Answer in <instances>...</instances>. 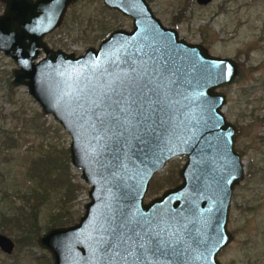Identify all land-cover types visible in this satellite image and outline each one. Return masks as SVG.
I'll return each mask as SVG.
<instances>
[{"label":"water","instance_id":"95a60500","mask_svg":"<svg viewBox=\"0 0 264 264\" xmlns=\"http://www.w3.org/2000/svg\"><path fill=\"white\" fill-rule=\"evenodd\" d=\"M0 1V51L16 64L10 82L25 85L68 133L70 164L88 185L77 220L35 238L51 264H221L243 165L220 88L238 63L178 36L146 0H101L129 16L130 28L78 54L42 40L75 0ZM176 155L185 157L180 181L145 199L154 173ZM13 244L0 232L1 251Z\"/></svg>","mask_w":264,"mask_h":264},{"label":"rangeland","instance_id":"374dc122","mask_svg":"<svg viewBox=\"0 0 264 264\" xmlns=\"http://www.w3.org/2000/svg\"><path fill=\"white\" fill-rule=\"evenodd\" d=\"M146 1L164 25L177 30L178 36L201 43L211 54L232 57L239 71H243L220 88L225 94L221 108L225 118L240 126L234 148L241 155L243 176L230 194L226 226L232 238L219 250L217 258L221 264H264V0H210L206 4L194 0ZM2 9L0 1V13ZM130 23L129 16L104 7L101 0H75L44 41L51 49L78 54L90 45L96 46L111 29H128ZM15 66L0 51V144L6 134H12L17 144L12 149L0 146V169L4 174L0 180V197L2 191L12 186L14 192H6L3 200L18 205L26 201V188L34 183H29L25 175V148L50 141L67 149L70 138L51 114L41 112L25 85L11 84ZM35 116L42 122V130L33 129L30 121ZM184 158L176 155L166 160L152 178L169 173L178 177L177 169ZM68 165L65 175L78 184L70 201V218L76 221L88 199V185L80 170L70 164L69 153ZM174 184L162 185L154 195ZM58 195L52 192L48 203L39 209L41 233L46 229L48 210L57 202ZM0 232L14 242L9 254L0 250V264H51L49 253L35 241L26 245L14 241L19 228L0 222ZM45 257L49 258L48 262Z\"/></svg>","mask_w":264,"mask_h":264},{"label":"trees","instance_id":"16d2710c","mask_svg":"<svg viewBox=\"0 0 264 264\" xmlns=\"http://www.w3.org/2000/svg\"><path fill=\"white\" fill-rule=\"evenodd\" d=\"M242 72L240 70L238 76ZM30 123L35 131L42 128V122L36 116ZM234 125L239 131L240 126ZM0 146L11 149L16 147L15 137L12 134H6ZM25 151L27 161L25 175L29 183L34 182L26 188V201L18 205L12 204V200L5 203L3 199L6 198V192H14L12 186L2 191L3 196L0 197V222H7L12 227L19 228L20 232L14 241L20 245L34 244L35 238L41 234L39 209L41 205L48 203L52 192H57L59 195L57 202L48 210L44 227L67 225L74 222L75 219L70 218L72 214L70 201L78 187L77 183H72L69 176L65 175L69 167L66 148L48 141L47 143L37 142V145L26 147ZM3 176V171L0 169V180ZM178 179L175 173L166 174L161 178L160 176L153 177L149 181L145 196L151 197L162 185L174 184L178 182ZM44 259L49 261L47 257Z\"/></svg>","mask_w":264,"mask_h":264},{"label":"flooded vegetation","instance_id":"af4514ba","mask_svg":"<svg viewBox=\"0 0 264 264\" xmlns=\"http://www.w3.org/2000/svg\"><path fill=\"white\" fill-rule=\"evenodd\" d=\"M70 5V4H69ZM103 5V4H102ZM104 6V5H103ZM68 7V6H67ZM105 7V6H104ZM107 8V7H106ZM3 10V9H2ZM62 20V19H61ZM50 33V31L49 32H47L46 34H44L43 35V38H42V40H43V42L45 43V41H44V38H45V36L47 35V34H49ZM107 35V34H106ZM104 37V36H103ZM102 37V38H103ZM100 40V39H99ZM98 40V41H99ZM91 46V45H90ZM48 47V46H47ZM84 50V49H83ZM42 55V53H41V51H39V56H41ZM178 181H180V179L178 180ZM177 183V182H176ZM148 188V187H147ZM163 190V189H162ZM152 197V196H151ZM145 199H147V198H145Z\"/></svg>","mask_w":264,"mask_h":264}]
</instances>
